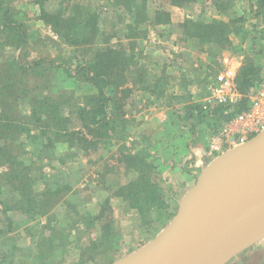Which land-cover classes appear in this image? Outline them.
<instances>
[{
  "label": "rangeland",
  "instance_id": "1",
  "mask_svg": "<svg viewBox=\"0 0 264 264\" xmlns=\"http://www.w3.org/2000/svg\"><path fill=\"white\" fill-rule=\"evenodd\" d=\"M169 1L162 0L159 6L167 9ZM120 3L0 0V20L7 10V18L16 14L28 40L22 49L16 44L0 45V264H114L171 222L183 196L218 157L209 152V138L230 118L221 119L215 107L225 106L226 114L241 99L233 104L205 101L209 83L221 70L223 47L198 38L181 41L177 24L167 30L170 39L144 40L143 31L126 44V27L116 15ZM204 8L201 15L205 18L191 14L190 28L213 18L227 22L225 34L231 43L225 41L230 44L226 49L237 62V77L245 61L264 68V8L256 0H216ZM47 12L58 15L61 24L62 19L78 23L70 41H64L57 27L44 21H56ZM8 35L18 37L10 29L0 32V40ZM109 44L116 46L119 61H124L128 47L135 59L129 72H119L124 78L115 111L120 133L104 126L96 135V129L86 127L87 122L78 117L73 104H81L85 95L96 94L98 89L71 72ZM17 84L22 101L15 99L12 90ZM104 89L114 94L111 88ZM46 94L60 107L58 115L68 116L72 111L69 120L60 118L54 125L66 128L57 136L40 134L39 126L27 119L39 104L34 98ZM45 116L50 122L51 115ZM64 137L72 140L70 147L64 145ZM127 156L149 162L157 190L169 203L167 209L142 212L120 196L123 187L138 178L136 165L141 167L132 158L127 162ZM19 194L25 214L12 216ZM87 213L92 216L90 223L79 226L81 215ZM263 220L257 219V225ZM247 229L255 237L226 253L218 264H264V231L255 233L253 226Z\"/></svg>",
  "mask_w": 264,
  "mask_h": 264
},
{
  "label": "water",
  "instance_id": "2",
  "mask_svg": "<svg viewBox=\"0 0 264 264\" xmlns=\"http://www.w3.org/2000/svg\"><path fill=\"white\" fill-rule=\"evenodd\" d=\"M263 201L264 131L216 157L183 196L171 222L114 264H218L225 252L255 237L244 224H256Z\"/></svg>",
  "mask_w": 264,
  "mask_h": 264
},
{
  "label": "trees",
  "instance_id": "3",
  "mask_svg": "<svg viewBox=\"0 0 264 264\" xmlns=\"http://www.w3.org/2000/svg\"><path fill=\"white\" fill-rule=\"evenodd\" d=\"M187 1L189 2L191 0H172V2L175 4H182ZM256 2L260 4L261 8H264V0H256ZM41 10H43V12L45 11L43 6H41ZM9 13L10 11L7 10L4 18L0 20V32L4 33L11 29L15 34H18V37L16 39L15 37L12 36L11 38V35H8L6 39L0 40V45L4 46L9 43L16 44V46L20 49L28 43L26 37L27 35L25 33V29L23 28L22 22L19 21L16 14L11 18L6 17ZM47 15H49L50 17H57L55 18V22L52 20V18H48L44 21L50 26L53 25V27H57L59 35L64 41L65 39H72L74 37L73 32L78 23L75 24V21L68 22L62 19L63 23L61 24V20L58 15H53L50 13H48ZM96 20V18H93V22ZM156 23L170 24L169 11L162 7L158 8L156 13ZM196 26L197 27L193 28V30L192 28H187V31L190 35L197 36L203 43H218L223 48H226V46L230 45L226 43H231L229 35L226 36L225 34V32L229 28L227 22H203ZM75 40L76 41L74 42L79 41V39ZM108 46H110L108 49L102 51V53L100 54L98 53L92 59H83L79 64H76L74 71L71 72L73 73L72 76H76L77 78L81 77L85 79L87 83L95 86L98 89V93L96 94L85 95L84 101H82L81 104H78V102L76 104H73V110H76V112L78 113V117L82 119L84 123L87 122L86 127L96 129V131H94L96 135L101 132L100 129H102L104 126L107 127V130L111 129L114 132L116 131L120 133V130L117 131L115 125L117 118L115 111L120 103V99L117 98L118 90L119 92H123L121 84L124 82V78L120 75L119 72H122L123 70L129 72L130 66L133 65L132 61L135 59L129 54H124V61L121 62L118 59V55L120 53H117V51H115L114 49L116 46ZM21 69L26 70L27 68L22 66ZM263 70L264 68L262 66H260L259 64H255L254 62H252V60L245 61V64L242 66L237 77L239 90L242 93L241 99L238 103L230 106L232 108L231 112L225 114L226 107L217 106L215 107V114L218 115L221 119L227 120L247 108L249 104L248 96L253 92V89L256 88L257 83L261 79ZM66 71L70 72L69 69H67ZM104 87L111 88V93L114 94H107ZM12 90L15 93V99L18 98V100L22 101V97L19 96L21 88L18 87V84L17 88L15 89L14 86V89L12 88ZM23 96L28 97L25 94H23ZM34 99H36L35 101L39 104L37 108H35L27 115L28 122H34L37 126H39V133L42 135H45V132L55 134L54 136L65 133L66 128L62 130L55 128L54 125L57 124L56 122H58L60 118L63 120H69L72 113L71 109L68 111L70 113L68 116H60L58 115V110L60 109V107L58 106V104H53V97H51L49 94H46L42 98ZM112 100H114L115 103L113 101V104H110L109 106V102H111ZM29 101L31 102L30 99ZM43 109L46 110L44 111ZM46 114L48 116L51 115L52 118L50 119V122L45 120ZM69 135L72 136L71 133H69ZM131 158L134 159L135 162L139 163V165H141V167H138V165H136V169L139 171V176L137 179L131 181L127 187H123L120 196H122L124 200L129 201V205H131V208L140 209L142 212H146L156 207L167 209L169 207V203L165 200V198L162 199L160 191L157 190V184L154 182L153 172L150 170L149 162L142 157ZM131 158L127 156V162L130 161ZM44 248L45 246H43V249Z\"/></svg>",
  "mask_w": 264,
  "mask_h": 264
},
{
  "label": "built area",
  "instance_id": "4",
  "mask_svg": "<svg viewBox=\"0 0 264 264\" xmlns=\"http://www.w3.org/2000/svg\"><path fill=\"white\" fill-rule=\"evenodd\" d=\"M232 54L224 55L221 70L209 83L205 101L209 104H233L241 98L237 84V65ZM264 131V71L259 86L250 96V104L240 113L224 122L208 142L210 154L218 156L239 146Z\"/></svg>",
  "mask_w": 264,
  "mask_h": 264
},
{
  "label": "crops",
  "instance_id": "5",
  "mask_svg": "<svg viewBox=\"0 0 264 264\" xmlns=\"http://www.w3.org/2000/svg\"><path fill=\"white\" fill-rule=\"evenodd\" d=\"M161 1L162 0H121V3L119 4V6L116 7L117 9H119V13H116V15H118L117 18H119L122 24H124V26L126 27L127 32L123 34V36H125L124 37L125 39L123 38V41L126 44L128 42L129 44H131L130 40L133 39V36L136 33L138 32L141 33L143 31H144L143 33L144 40L152 39L155 41L157 40L161 41L162 38L170 39L169 34H168L169 32L167 30L171 29L170 26L172 24H177V26L180 27V30L178 32V37H180L179 39L181 41L189 40V37H191L192 39H197L198 38L197 36L190 35L189 32L187 31V28H190L189 26L192 23L191 20L194 19L193 17H192L193 19L191 18V14L194 17H196L199 14L200 16H197V17L205 18V16L201 15L203 12L206 11V8H204V6L211 5L213 4V2L215 3L216 0H191L189 2L187 1L182 4H176V5H174L172 1L168 0L171 6L167 7L166 10H168L170 13V24H157L156 23V13H157V9L162 7V6H159L160 5L159 3ZM129 14L130 16L131 15L132 16L131 17L125 16ZM133 15H135L134 18H132ZM213 20L215 19L213 18ZM213 20H207V21L204 20L203 22L212 23ZM217 21H222V20H215L214 22H217ZM155 31H159V32L156 33ZM153 33H155V36H152ZM177 40L178 39H176V41ZM129 48L130 47H128V53L131 52L129 51L131 50ZM201 52L204 53L205 51H201ZM207 53H209V51H207ZM232 53L233 52L230 49L223 48V51L220 54V62H219L220 64L219 65H221V60L224 55H228ZM0 78H2L1 74H0ZM70 144L72 145L70 138H65L64 145H66L67 147H70ZM18 199L19 200L17 204H14L13 207L11 208L13 212L11 214L9 213L12 216L19 215L20 213L22 215L25 214L23 213L22 211L23 209L20 206V201L22 199L21 194H19ZM88 217L90 218L89 220L87 219ZM91 217L92 216H89L88 213L83 214V216L81 215L82 219H80L78 225L80 226L81 223L87 224L92 219Z\"/></svg>",
  "mask_w": 264,
  "mask_h": 264
},
{
  "label": "bare ground",
  "instance_id": "6",
  "mask_svg": "<svg viewBox=\"0 0 264 264\" xmlns=\"http://www.w3.org/2000/svg\"><path fill=\"white\" fill-rule=\"evenodd\" d=\"M218 203H220V202H218ZM258 212H260L259 213V217H258V220L260 219V218H264V201H263V203H262V205H261V208L258 210ZM261 221V220H260ZM259 221V224L257 225V223L253 226V225H251L250 223L251 222H249V221H246L245 222V228H247L248 226L249 227H252L253 226V230L255 231V233H257V232H259V231H264V220L262 221V222H260ZM249 222V223H248ZM250 229V228H249ZM238 238H240L239 240H237V241H240V240H243V239H241V237H238ZM243 238V237H242ZM240 242H242V241H240ZM243 244H247V241H245V242H242ZM238 246L240 247V246H242V244H238L237 245V249H238ZM226 256V252L224 253V256L223 257H225ZM220 260V259H219Z\"/></svg>",
  "mask_w": 264,
  "mask_h": 264
}]
</instances>
